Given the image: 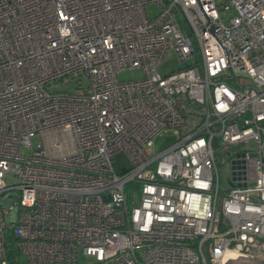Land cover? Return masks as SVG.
Returning a JSON list of instances; mask_svg holds the SVG:
<instances>
[{"label":"built area","instance_id":"2783aa9c","mask_svg":"<svg viewBox=\"0 0 264 264\" xmlns=\"http://www.w3.org/2000/svg\"><path fill=\"white\" fill-rule=\"evenodd\" d=\"M0 264H264V0H0Z\"/></svg>","mask_w":264,"mask_h":264},{"label":"rangeland","instance_id":"374dc122","mask_svg":"<svg viewBox=\"0 0 264 264\" xmlns=\"http://www.w3.org/2000/svg\"><path fill=\"white\" fill-rule=\"evenodd\" d=\"M155 2H151L148 4H145V12L147 14V17H154L156 15H158L159 13V9L157 7V5H155ZM179 19V23L181 26H183V19L181 16L178 17ZM181 65L180 63L177 61V59L175 58V56L168 55L166 56L163 61L161 62L160 65H158L157 71L161 76H165L170 74L173 71H176L177 69H180ZM141 77V73L139 71L135 70H125L123 72H121L119 74V80L122 81H129V80H136L137 78ZM71 84L73 88L76 87V83L75 81H71ZM86 84V83H84ZM70 86H61V85H54L50 88L51 92H68L71 90ZM47 138H42L40 135H37L33 138L32 140V144L34 145V147H36L37 145H47L48 141H46ZM175 140L173 131H167V132H162L161 134H159L156 138H154V148L155 151L157 150H161L165 147H167L168 145H170L171 143H173ZM228 153H230L229 148L225 149V151L220 155L219 158V173L222 179V184L224 186V188H227V185H225V177H227L228 173V167H227V155ZM14 181L12 177H8L6 182H12ZM127 192L129 193H133V189L131 188V186H127ZM16 217V213L15 210L12 213V217H10L12 220H14ZM80 262L83 263L84 259L82 257H80Z\"/></svg>","mask_w":264,"mask_h":264},{"label":"water","instance_id":"95a60500","mask_svg":"<svg viewBox=\"0 0 264 264\" xmlns=\"http://www.w3.org/2000/svg\"><path fill=\"white\" fill-rule=\"evenodd\" d=\"M228 75L229 76H233L234 74H232L229 71V74ZM236 76H238V75H234V77H236ZM241 77H243L246 80H248L245 76H241ZM15 201H16V196L13 197V202H15ZM9 205H11V202H9L8 200H6V199L1 200V206H3L4 208L8 209L10 207Z\"/></svg>","mask_w":264,"mask_h":264},{"label":"trees","instance_id":"16d2710c","mask_svg":"<svg viewBox=\"0 0 264 264\" xmlns=\"http://www.w3.org/2000/svg\"><path fill=\"white\" fill-rule=\"evenodd\" d=\"M116 171L119 172L118 168H116Z\"/></svg>","mask_w":264,"mask_h":264}]
</instances>
